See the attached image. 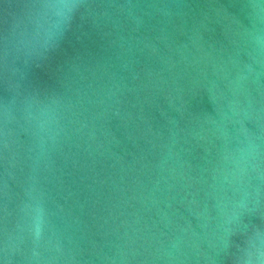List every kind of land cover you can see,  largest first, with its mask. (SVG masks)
<instances>
[{"label":"water","instance_id":"obj_1","mask_svg":"<svg viewBox=\"0 0 264 264\" xmlns=\"http://www.w3.org/2000/svg\"><path fill=\"white\" fill-rule=\"evenodd\" d=\"M0 264H264V0H0Z\"/></svg>","mask_w":264,"mask_h":264}]
</instances>
